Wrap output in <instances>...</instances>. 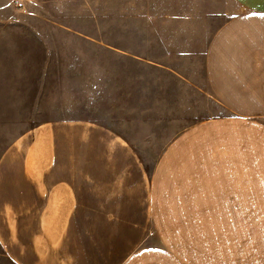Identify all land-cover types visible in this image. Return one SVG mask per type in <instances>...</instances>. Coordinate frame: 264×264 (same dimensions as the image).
<instances>
[{
  "label": "crops",
  "instance_id": "1",
  "mask_svg": "<svg viewBox=\"0 0 264 264\" xmlns=\"http://www.w3.org/2000/svg\"><path fill=\"white\" fill-rule=\"evenodd\" d=\"M221 2L202 67L227 114L176 133L150 167L125 137L88 119L20 135L0 153L1 257L264 264V0Z\"/></svg>",
  "mask_w": 264,
  "mask_h": 264
},
{
  "label": "rangeland",
  "instance_id": "2",
  "mask_svg": "<svg viewBox=\"0 0 264 264\" xmlns=\"http://www.w3.org/2000/svg\"><path fill=\"white\" fill-rule=\"evenodd\" d=\"M190 1L0 0V153L45 122L88 119L150 167L176 133L226 115L202 67L222 2Z\"/></svg>",
  "mask_w": 264,
  "mask_h": 264
},
{
  "label": "built area",
  "instance_id": "3",
  "mask_svg": "<svg viewBox=\"0 0 264 264\" xmlns=\"http://www.w3.org/2000/svg\"><path fill=\"white\" fill-rule=\"evenodd\" d=\"M22 0H14L15 6L19 7V5L21 4Z\"/></svg>",
  "mask_w": 264,
  "mask_h": 264
}]
</instances>
